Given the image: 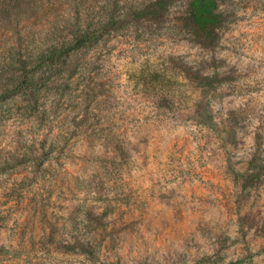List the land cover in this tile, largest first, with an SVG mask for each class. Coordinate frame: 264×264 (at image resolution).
Here are the masks:
<instances>
[{
  "label": "rangeland",
  "instance_id": "1",
  "mask_svg": "<svg viewBox=\"0 0 264 264\" xmlns=\"http://www.w3.org/2000/svg\"><path fill=\"white\" fill-rule=\"evenodd\" d=\"M28 2L0 60L118 25L0 98V264H264V0Z\"/></svg>",
  "mask_w": 264,
  "mask_h": 264
},
{
  "label": "trees",
  "instance_id": "2",
  "mask_svg": "<svg viewBox=\"0 0 264 264\" xmlns=\"http://www.w3.org/2000/svg\"><path fill=\"white\" fill-rule=\"evenodd\" d=\"M27 1L29 0H0V21L11 23L16 20L19 12L31 3ZM188 8L191 22L199 30L213 31L221 26L219 0H189ZM112 20L111 17L103 18L95 26L81 29L68 41L48 50H41L30 56L19 55L0 60V98L21 96L28 106H37L47 74L56 75L62 67L68 66L74 55L104 42L108 29L118 25V22ZM33 157L44 163L48 161L49 152L37 151Z\"/></svg>",
  "mask_w": 264,
  "mask_h": 264
}]
</instances>
